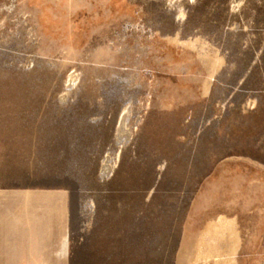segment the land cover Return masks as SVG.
Returning <instances> with one entry per match:
<instances>
[{"label":"rangeland","instance_id":"1","mask_svg":"<svg viewBox=\"0 0 264 264\" xmlns=\"http://www.w3.org/2000/svg\"><path fill=\"white\" fill-rule=\"evenodd\" d=\"M58 168L111 264H264V0H0V185Z\"/></svg>","mask_w":264,"mask_h":264},{"label":"crops","instance_id":"2","mask_svg":"<svg viewBox=\"0 0 264 264\" xmlns=\"http://www.w3.org/2000/svg\"><path fill=\"white\" fill-rule=\"evenodd\" d=\"M56 174L62 182L0 185V264H111L103 218L73 214L69 171Z\"/></svg>","mask_w":264,"mask_h":264}]
</instances>
